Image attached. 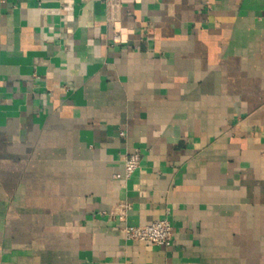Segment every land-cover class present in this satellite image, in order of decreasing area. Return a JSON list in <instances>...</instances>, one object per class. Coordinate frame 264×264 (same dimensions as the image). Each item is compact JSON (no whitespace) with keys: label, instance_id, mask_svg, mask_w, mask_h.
Instances as JSON below:
<instances>
[{"label":"crops","instance_id":"0c3cea01","mask_svg":"<svg viewBox=\"0 0 264 264\" xmlns=\"http://www.w3.org/2000/svg\"><path fill=\"white\" fill-rule=\"evenodd\" d=\"M0 264H264V0H0Z\"/></svg>","mask_w":264,"mask_h":264},{"label":"built area","instance_id":"2783aa9c","mask_svg":"<svg viewBox=\"0 0 264 264\" xmlns=\"http://www.w3.org/2000/svg\"><path fill=\"white\" fill-rule=\"evenodd\" d=\"M109 2H117L118 0H105ZM115 39H119V34L116 33ZM141 161V153L137 149L130 152L124 158V173L115 175L117 178L129 179L137 170ZM128 205L119 203L104 213L110 217H117L124 220L127 215ZM123 234L127 240L148 241L155 245L170 246L173 242V225L168 219H156L145 226L125 225Z\"/></svg>","mask_w":264,"mask_h":264}]
</instances>
